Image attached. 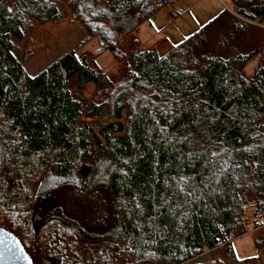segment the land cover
<instances>
[{"label": "trees", "instance_id": "obj_1", "mask_svg": "<svg viewBox=\"0 0 264 264\" xmlns=\"http://www.w3.org/2000/svg\"><path fill=\"white\" fill-rule=\"evenodd\" d=\"M176 1L0 0V214L33 264H264V0H231L165 54L117 47ZM63 20L86 38L29 76L33 24ZM61 189L101 201L103 232L45 210Z\"/></svg>", "mask_w": 264, "mask_h": 264}, {"label": "rangeland", "instance_id": "obj_2", "mask_svg": "<svg viewBox=\"0 0 264 264\" xmlns=\"http://www.w3.org/2000/svg\"><path fill=\"white\" fill-rule=\"evenodd\" d=\"M233 8L231 0H177L174 4L160 9L149 22L140 27L137 33L118 42L117 47L122 51H127L134 46L133 38H135L140 48L155 47L158 48L160 54H165L169 46L181 43L183 39L219 12L222 10L232 12ZM176 14L178 16H175ZM30 35L35 43L27 48L22 47L19 51L25 72L31 77L48 68L73 47L80 45L81 41L86 38V32L81 24L68 22V20L44 25L35 23ZM96 48L97 43L94 40L84 46L82 51L93 52ZM97 63L108 75L114 73L118 67L113 55L108 51L97 59ZM255 66L256 60L247 65L244 70L247 77H251ZM49 192L45 195L50 198L45 210L59 207L64 213L89 227L90 232H103L108 220L101 201L89 200L86 196L75 194L69 189L68 191L58 190L55 194ZM18 221H20L18 215L12 214L11 217H3L0 214V224L4 230L12 229L14 231L17 228L23 230ZM15 226L18 227L14 228ZM17 233L19 234L20 231ZM233 249L239 259L254 256L256 250L252 235L247 234L236 239L233 242Z\"/></svg>", "mask_w": 264, "mask_h": 264}, {"label": "water", "instance_id": "obj_3", "mask_svg": "<svg viewBox=\"0 0 264 264\" xmlns=\"http://www.w3.org/2000/svg\"><path fill=\"white\" fill-rule=\"evenodd\" d=\"M9 248H13L14 253H10ZM0 264H33L18 239L2 228H0Z\"/></svg>", "mask_w": 264, "mask_h": 264}, {"label": "snow or ice", "instance_id": "obj_4", "mask_svg": "<svg viewBox=\"0 0 264 264\" xmlns=\"http://www.w3.org/2000/svg\"><path fill=\"white\" fill-rule=\"evenodd\" d=\"M8 251H9L10 253H14L15 250H14L13 248H9Z\"/></svg>", "mask_w": 264, "mask_h": 264}, {"label": "crops", "instance_id": "obj_5", "mask_svg": "<svg viewBox=\"0 0 264 264\" xmlns=\"http://www.w3.org/2000/svg\"><path fill=\"white\" fill-rule=\"evenodd\" d=\"M172 11L174 12V10H172ZM175 16H178V14H176ZM164 39H165V38H164ZM165 40H167V39H165ZM165 40H164V41H165Z\"/></svg>", "mask_w": 264, "mask_h": 264}]
</instances>
